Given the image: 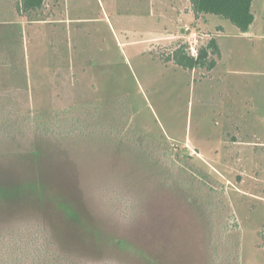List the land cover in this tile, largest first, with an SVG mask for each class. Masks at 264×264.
Wrapping results in <instances>:
<instances>
[{"label": "rangeland", "instance_id": "374dc122", "mask_svg": "<svg viewBox=\"0 0 264 264\" xmlns=\"http://www.w3.org/2000/svg\"><path fill=\"white\" fill-rule=\"evenodd\" d=\"M19 2L0 0V264H264V0L250 38L201 15L153 45L148 0ZM213 39L212 71L169 60Z\"/></svg>", "mask_w": 264, "mask_h": 264}, {"label": "trees", "instance_id": "16d2710c", "mask_svg": "<svg viewBox=\"0 0 264 264\" xmlns=\"http://www.w3.org/2000/svg\"><path fill=\"white\" fill-rule=\"evenodd\" d=\"M46 0H20V13L37 11L45 5ZM195 16L211 15L231 22L241 33H247L254 22L252 5L255 0H190ZM221 56L216 40H211L208 46L199 50L198 57L188 55L183 49L176 50L170 61L185 69L194 70L201 67L212 71L216 67V60L210 56Z\"/></svg>", "mask_w": 264, "mask_h": 264}, {"label": "crops", "instance_id": "0c3cea01", "mask_svg": "<svg viewBox=\"0 0 264 264\" xmlns=\"http://www.w3.org/2000/svg\"><path fill=\"white\" fill-rule=\"evenodd\" d=\"M257 1L255 0L252 5V12L255 17L254 22L247 33H241L243 38L252 37V33L256 30L257 15L254 9ZM147 4H149V14H153L156 21L161 23L163 27L161 32L149 34L144 40L146 44L153 45V42L171 44L183 37H187L188 25L195 18L193 5L190 0H148ZM218 47L220 49L219 44ZM220 52L222 55L221 49Z\"/></svg>", "mask_w": 264, "mask_h": 264}, {"label": "built area", "instance_id": "2783aa9c", "mask_svg": "<svg viewBox=\"0 0 264 264\" xmlns=\"http://www.w3.org/2000/svg\"><path fill=\"white\" fill-rule=\"evenodd\" d=\"M192 50H193L192 57H195L196 58L198 56V54H196V51H195L194 48Z\"/></svg>", "mask_w": 264, "mask_h": 264}]
</instances>
